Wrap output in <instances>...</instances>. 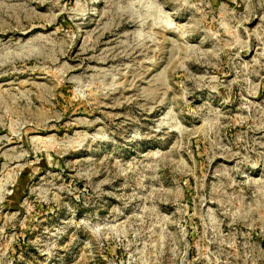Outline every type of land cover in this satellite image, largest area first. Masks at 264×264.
<instances>
[{
  "label": "rangeland",
  "instance_id": "obj_1",
  "mask_svg": "<svg viewBox=\"0 0 264 264\" xmlns=\"http://www.w3.org/2000/svg\"><path fill=\"white\" fill-rule=\"evenodd\" d=\"M0 264H264V0H0Z\"/></svg>",
  "mask_w": 264,
  "mask_h": 264
}]
</instances>
